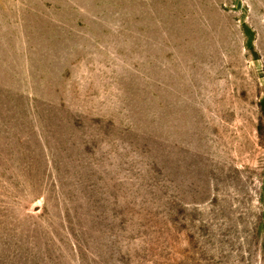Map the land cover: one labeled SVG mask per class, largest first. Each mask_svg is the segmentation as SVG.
Here are the masks:
<instances>
[{
    "label": "rangeland",
    "instance_id": "obj_1",
    "mask_svg": "<svg viewBox=\"0 0 264 264\" xmlns=\"http://www.w3.org/2000/svg\"><path fill=\"white\" fill-rule=\"evenodd\" d=\"M0 264H264V0H0Z\"/></svg>",
    "mask_w": 264,
    "mask_h": 264
}]
</instances>
